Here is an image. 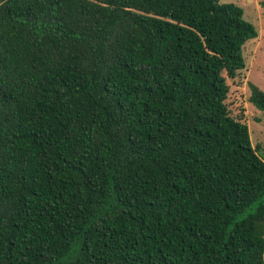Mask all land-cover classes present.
<instances>
[{
    "label": "trees",
    "instance_id": "16d2710c",
    "mask_svg": "<svg viewBox=\"0 0 264 264\" xmlns=\"http://www.w3.org/2000/svg\"><path fill=\"white\" fill-rule=\"evenodd\" d=\"M256 37L221 0H0V264H264L226 104Z\"/></svg>",
    "mask_w": 264,
    "mask_h": 264
},
{
    "label": "rangeland",
    "instance_id": "374dc122",
    "mask_svg": "<svg viewBox=\"0 0 264 264\" xmlns=\"http://www.w3.org/2000/svg\"><path fill=\"white\" fill-rule=\"evenodd\" d=\"M261 1L264 0H221L222 3L240 7L243 18L257 32V37L243 46L244 69L234 79L227 80L229 93L226 104L231 114L247 125L251 144L259 147L258 154L264 159V112L249 102L250 83L264 92V12L260 6Z\"/></svg>",
    "mask_w": 264,
    "mask_h": 264
}]
</instances>
